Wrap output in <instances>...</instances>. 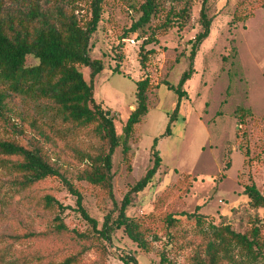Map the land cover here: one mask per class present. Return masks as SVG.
<instances>
[{"label": "trees", "instance_id": "16d2710c", "mask_svg": "<svg viewBox=\"0 0 264 264\" xmlns=\"http://www.w3.org/2000/svg\"><path fill=\"white\" fill-rule=\"evenodd\" d=\"M166 1L141 0L136 8L139 19L125 35L147 26L151 34L146 43H155L158 32L186 28L192 17V0H174L179 7H171L160 24L152 25L165 12ZM209 1H201L202 30L191 41L188 69L178 84L164 82L178 96L164 135L171 133L182 102L188 98L185 84L195 72L197 51L210 35L214 17L209 15ZM106 2L0 0V219L15 207H25L38 218L52 217L44 231L32 228L24 234L1 235L0 264H86L92 250L98 252L101 264H106L110 249L115 248L113 235L120 229L145 253L152 252L154 242L160 241L158 264H176L173 253L186 249L187 264H251L263 259L264 218L259 216L251 218L244 231H238L224 215L219 224L207 225L198 206L193 213L162 217L159 236L144 220L127 214L131 195L143 191L161 167V136L153 140L150 149L152 167L125 195L117 218L107 214L100 227L85 208L75 181L86 182L114 200L116 150L121 147L125 161H129L130 139L150 108L152 83L148 75L136 82V108L122 134L117 132L113 115H107L95 101L94 78L104 70V64L91 58V39L102 21ZM84 9L86 13L81 14ZM153 53L141 52L143 68ZM29 57L35 59L34 65H28ZM81 67L90 68V81ZM239 111L241 123L245 122L244 113H252L243 108ZM50 180H59L76 197L75 210L86 221L85 231L70 229L65 223L64 214L71 206L51 193H41ZM244 193L250 209H264V192L256 184L245 185ZM183 219L195 222L192 230L184 228ZM116 256L123 264H138L134 254L123 249Z\"/></svg>", "mask_w": 264, "mask_h": 264}, {"label": "rangeland", "instance_id": "374dc122", "mask_svg": "<svg viewBox=\"0 0 264 264\" xmlns=\"http://www.w3.org/2000/svg\"><path fill=\"white\" fill-rule=\"evenodd\" d=\"M201 1L192 0V17L186 28L158 32L155 43H146L151 34L147 26L125 35L139 19L136 8L141 0H107L104 5L102 21L91 39V58L104 64V70L94 78V98L113 115L119 134L136 108V82L148 75L152 88L149 112L130 139L129 161H125L121 147L116 150L114 200L86 182L75 181L85 208L100 227L107 214L117 218L125 195L152 167L150 149L160 136L161 167L143 191L131 195L130 217L144 220L159 236L162 217L193 213L198 206L207 225L219 224L224 215L238 231L248 228L255 216L264 218V209H250L244 193L245 185L253 183L264 192V0L209 1V15L214 17L210 35L197 51L195 72L185 84L188 98L182 102L171 133L164 135L178 102L177 94L164 82L178 84L189 67L191 41L202 30ZM171 7L179 4L167 0L165 12L152 25L160 24ZM85 13L84 9L81 14ZM146 50L154 53L143 68L141 52ZM27 63L34 65L36 61L29 57ZM81 71L90 81V68L81 67ZM240 108L252 112L244 113V123ZM41 193H51L71 206L64 214L70 229L86 230V221L75 210L76 197L59 180L45 183ZM49 218L15 207L0 219V236L24 234L32 228L44 231L50 226ZM182 225L192 230L195 222L183 219ZM113 243L115 248L110 249L106 264H123L116 256L121 249L133 253L138 264L159 262L160 241L154 242L152 252L145 253L120 229L115 231ZM188 253V249L173 253L176 264H187ZM85 261L101 264L95 250ZM251 264H264V258Z\"/></svg>", "mask_w": 264, "mask_h": 264}, {"label": "water", "instance_id": "95a60500", "mask_svg": "<svg viewBox=\"0 0 264 264\" xmlns=\"http://www.w3.org/2000/svg\"><path fill=\"white\" fill-rule=\"evenodd\" d=\"M107 115H109V112H107Z\"/></svg>", "mask_w": 264, "mask_h": 264}]
</instances>
